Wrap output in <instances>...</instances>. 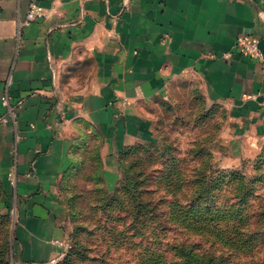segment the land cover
<instances>
[{"label": "crops", "instance_id": "crops-1", "mask_svg": "<svg viewBox=\"0 0 264 264\" xmlns=\"http://www.w3.org/2000/svg\"><path fill=\"white\" fill-rule=\"evenodd\" d=\"M0 0V182L14 214L13 264H50L65 236L62 185L98 133L105 175L151 127L145 103L171 82H196L226 121L216 148L238 162L264 148V0ZM230 53L231 58L223 55ZM213 56V57H212ZM233 163V164H235ZM109 173V174H108Z\"/></svg>", "mask_w": 264, "mask_h": 264}, {"label": "rangeland", "instance_id": "rangeland-1", "mask_svg": "<svg viewBox=\"0 0 264 264\" xmlns=\"http://www.w3.org/2000/svg\"><path fill=\"white\" fill-rule=\"evenodd\" d=\"M144 107L150 129L120 150L109 176L100 135L81 138L62 185L66 247L55 264H264V148L226 160L216 148L226 112L196 82H171ZM238 175L255 186L249 206L215 191L238 185ZM3 194L0 182V264H13L14 214Z\"/></svg>", "mask_w": 264, "mask_h": 264}, {"label": "built area", "instance_id": "built-area-1", "mask_svg": "<svg viewBox=\"0 0 264 264\" xmlns=\"http://www.w3.org/2000/svg\"><path fill=\"white\" fill-rule=\"evenodd\" d=\"M40 16L47 17V15L43 13V9L40 5V0H29V8L26 17L23 20L19 19V25L23 26L30 24L32 21L36 20ZM236 47L241 54L249 56L250 58L264 60V52L261 49L258 40L256 39L246 36H241L237 39ZM223 56L227 59L231 58L230 53H224ZM3 105L7 107V110H9V112L5 116H0V124L7 123L8 116L11 115L10 113H12L11 108L9 106L8 98H5L3 100ZM51 243L59 248V252L56 255V257L50 261V264H55V262L59 260L64 253V248L66 247V240L61 238H56L53 239Z\"/></svg>", "mask_w": 264, "mask_h": 264}, {"label": "trees", "instance_id": "trees-1", "mask_svg": "<svg viewBox=\"0 0 264 264\" xmlns=\"http://www.w3.org/2000/svg\"><path fill=\"white\" fill-rule=\"evenodd\" d=\"M119 160V156H118V159H117V161ZM175 174L176 175H179V172H175ZM228 176H232V177H236V172H230V173H223V177H228ZM238 178H239V184L237 185V184H235L234 182V180L232 181V185H231V188H225V186H228L226 183H224L223 184V188L221 189L220 187V183L218 182L217 183V187H219V188H216L215 189V191H221L222 190V192L223 193H221V195H222V199L225 201V202H227V201H231V200H236V199H238V203H242V206L243 205H247V206H249V202H250V200L251 199H254L255 198V196L257 195L256 194V190H255V186H254V184H251V183H247V182H249V181H244V180H242V182L243 183H240V178H241V176L240 175H238ZM250 180V179H249ZM251 182V181H250ZM234 186H237V187H235L234 188ZM229 187V186H228ZM236 189V190H235ZM229 190H231V196H229V195H227L228 197H225L226 195L224 194V193H228V191ZM116 191L118 192V193H124V194H127V193H129V192H131L130 190H128V188H123V187H121V188H118V189H116ZM236 193H238V195L236 194ZM138 207V206H137ZM138 209L140 210V208L138 207ZM233 211H234V209H233ZM264 211V210H263ZM262 216H264V212H262V214H261ZM234 217V216H233ZM233 224H235L234 223V218H233V221H232V224H231V235H232V238L234 239V236H235V228H234V225ZM246 223H243V225H245ZM240 239H241V237H240ZM248 241L247 242H252L253 240H259L258 239V237L257 238H255L254 236H248V239H247ZM252 240V241H251Z\"/></svg>", "mask_w": 264, "mask_h": 264}]
</instances>
